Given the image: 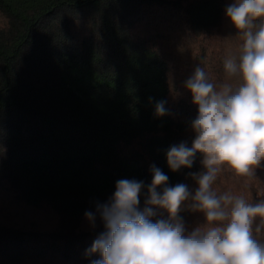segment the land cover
Instances as JSON below:
<instances>
[{
  "label": "trees",
  "instance_id": "1",
  "mask_svg": "<svg viewBox=\"0 0 264 264\" xmlns=\"http://www.w3.org/2000/svg\"><path fill=\"white\" fill-rule=\"evenodd\" d=\"M230 2L0 0V202L58 217L51 230L30 228L0 208V264H91L105 228L87 231L85 213L96 214L121 179L144 183L142 210L153 165L169 186L195 189L189 173L204 170L201 154L173 172L167 151L194 139L197 107L184 86L194 69L216 85L224 60L239 56ZM213 189L264 200V163L250 177L223 166ZM155 210L153 222L168 218ZM180 215L189 229L203 223L187 207Z\"/></svg>",
  "mask_w": 264,
  "mask_h": 264
},
{
  "label": "clouds",
  "instance_id": "2",
  "mask_svg": "<svg viewBox=\"0 0 264 264\" xmlns=\"http://www.w3.org/2000/svg\"><path fill=\"white\" fill-rule=\"evenodd\" d=\"M225 16L242 39L239 56L224 60L226 79L216 85L203 68L194 69L184 85L197 107L189 125L194 139L191 147L181 142L167 151L173 172L191 168L201 154L204 170L189 173L195 189L169 186L153 165L141 210L144 183L118 180L109 201L96 207L105 231L88 250L99 254L91 264H264V241L256 235L264 229V200L213 189L223 166L250 177L264 163V0H231ZM165 103L156 102L157 116L167 114ZM185 207L203 223L189 229L180 215ZM155 209L168 218L153 222ZM85 217L94 222L96 214Z\"/></svg>",
  "mask_w": 264,
  "mask_h": 264
},
{
  "label": "rangeland",
  "instance_id": "3",
  "mask_svg": "<svg viewBox=\"0 0 264 264\" xmlns=\"http://www.w3.org/2000/svg\"><path fill=\"white\" fill-rule=\"evenodd\" d=\"M13 201L8 200L5 196L2 197L0 202V208L3 211L11 212L13 215L9 216L15 223L21 224L30 228H41L44 230H51L57 225L58 217L51 209L43 206L40 208H31L26 205L14 207ZM10 215V213H8ZM99 214L96 213V219L94 222L89 221L87 218L84 220V227L87 231L93 230L101 223ZM257 238L264 241V232L256 234Z\"/></svg>",
  "mask_w": 264,
  "mask_h": 264
}]
</instances>
